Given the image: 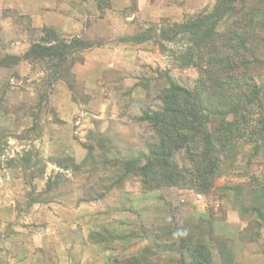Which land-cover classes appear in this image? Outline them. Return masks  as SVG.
<instances>
[{
  "label": "rangeland",
  "instance_id": "obj_1",
  "mask_svg": "<svg viewBox=\"0 0 264 264\" xmlns=\"http://www.w3.org/2000/svg\"><path fill=\"white\" fill-rule=\"evenodd\" d=\"M18 1L0 0V64L27 42L33 71L0 90V264H264V131L247 87L264 85V31L229 52L251 100L234 113L228 85L202 87L214 68L181 27L216 0L162 19L142 18L136 0H80L54 9L82 21L66 29L37 26L43 12ZM263 7L239 0L219 30L261 21ZM97 48L99 75L78 78ZM172 109L189 132L170 128Z\"/></svg>",
  "mask_w": 264,
  "mask_h": 264
},
{
  "label": "trees",
  "instance_id": "obj_2",
  "mask_svg": "<svg viewBox=\"0 0 264 264\" xmlns=\"http://www.w3.org/2000/svg\"><path fill=\"white\" fill-rule=\"evenodd\" d=\"M216 1L217 3L215 8L211 13L199 15L196 20L182 25L181 27L184 32H191V34L196 36V47H199L202 53H208L212 56L210 61H205L204 57L200 54L201 52L197 53L199 59L198 62H202L200 63V66H205L206 63L211 64L214 68L208 70L203 69V71L204 73H210L208 77H212L208 78V81L211 83L215 82V85L213 87L211 85H207L206 81L202 79V87H204V90L206 89L205 91H207V89L223 90V88L228 85L231 91H229L230 94L227 95V100L231 102L230 108L232 109V112L237 113L243 101L249 103L251 100H249L248 94L246 95L242 92L239 94L242 89L240 88L241 86L238 85V81L240 82V80L237 76L244 65L241 63L240 65L238 64L237 66H234L235 63L233 62L229 52L232 51L233 53L239 54L240 51H247L251 31H257L258 29L264 31V7L262 9L258 8L256 10V12L261 14V21L254 23L253 20H251L250 23L244 28L241 26L240 21H234V28L227 29L226 33H222L219 30V27L221 28L223 25L228 23V21L231 19V16L235 14L237 11L236 3L239 0ZM240 2L245 4L247 0H240ZM252 9L254 10L255 7ZM221 38L223 41L219 42L218 40ZM32 51L34 52V50ZM13 58L16 59V57ZM198 62L195 64H198ZM222 73L225 75V78L221 80L218 77H221L220 74ZM247 87L249 91H251L252 96L257 95L258 97V104L261 109L259 123L264 131V85H251ZM178 90L184 94H187L188 96H191L190 92L188 90L186 91V89L178 88ZM169 113L172 115V118H170L172 123H169L170 128L174 132H189V130H186L182 127L184 124H187V118H189L185 115L186 112H183L181 109H172ZM212 113L218 114L220 112L218 109H215L212 111ZM182 141L185 143L186 138H183L181 142ZM170 177H172V175Z\"/></svg>",
  "mask_w": 264,
  "mask_h": 264
},
{
  "label": "crops",
  "instance_id": "obj_3",
  "mask_svg": "<svg viewBox=\"0 0 264 264\" xmlns=\"http://www.w3.org/2000/svg\"><path fill=\"white\" fill-rule=\"evenodd\" d=\"M80 0H19L18 10L29 12H43V16L39 15L40 21L37 26H51L59 29L70 28L71 26H83L82 21L73 18L68 12H56L58 5L63 4V10H69L70 3ZM207 0H136L138 14L144 19H162L176 18L184 12H195L205 5ZM133 0H113V7L116 10L128 8ZM134 16L132 17L133 20ZM99 22H104L98 19ZM21 46H16L17 50L10 53L11 57H19L17 63L0 64V90L10 88H18L16 83V75L28 76L33 71V65L30 60L22 55L30 51L31 44L27 42H19ZM104 49H91L84 55L82 62L76 64L73 72L78 78L82 79L86 74L100 73V68L104 67L106 59L105 54L101 53ZM102 65V67L100 66ZM91 68V69H90ZM17 73V74H16ZM14 87H13V86ZM62 88V87H61ZM21 90V88H18ZM65 102V101H64ZM64 107L72 108L74 104L70 102L63 105ZM0 113V125L6 116Z\"/></svg>",
  "mask_w": 264,
  "mask_h": 264
}]
</instances>
